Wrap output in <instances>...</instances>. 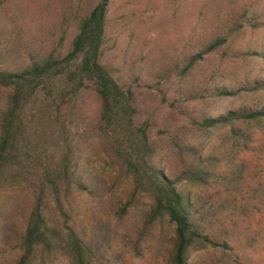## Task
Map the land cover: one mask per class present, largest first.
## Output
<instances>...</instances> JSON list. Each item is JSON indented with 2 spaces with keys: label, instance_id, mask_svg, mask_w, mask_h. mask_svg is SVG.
Segmentation results:
<instances>
[{
  "label": "trees",
  "instance_id": "16d2710c",
  "mask_svg": "<svg viewBox=\"0 0 264 264\" xmlns=\"http://www.w3.org/2000/svg\"><path fill=\"white\" fill-rule=\"evenodd\" d=\"M109 2L98 0L79 20L64 55L33 58L19 70L0 68V88L6 92L0 109V203L3 189L14 183L24 184L32 199L23 230L4 227L5 236L16 235L15 264H51L57 256L70 264H100L99 238L105 235L95 222L82 226L70 195L76 191L106 204L109 184L122 179L129 184L126 200L107 204L109 213L122 219L146 198L140 209L145 223L166 221L172 227L171 264H195L194 254L206 256L207 264H245L260 235L253 223L264 226L259 163L264 160V105L191 118L189 134L178 129L154 135L150 120H137L132 89L101 62ZM226 43V37L214 38L183 70ZM89 89L101 105L89 130L113 177L92 175L81 166L78 104ZM263 90L264 81H255L236 91L216 88L215 95ZM215 138L221 143L208 149ZM162 143L182 158L175 177L161 167Z\"/></svg>",
  "mask_w": 264,
  "mask_h": 264
},
{
  "label": "rangeland",
  "instance_id": "374dc122",
  "mask_svg": "<svg viewBox=\"0 0 264 264\" xmlns=\"http://www.w3.org/2000/svg\"><path fill=\"white\" fill-rule=\"evenodd\" d=\"M97 2L0 0V68L19 70L33 58L49 53L64 55L79 20ZM219 36L226 37L227 43L183 70L188 60ZM102 49L103 66L120 84L132 89L137 120H150L156 136L163 130L178 129L189 134L191 118L264 105V90L228 98L215 95L216 88L236 91L264 81V58L258 56L264 53V0H110ZM5 97L0 88V109ZM78 108L83 122L79 131L81 166L92 175L113 177L98 140L89 130L101 109L92 89L82 94ZM199 139L193 138V142ZM220 143L215 138L207 148ZM161 146V167L175 177L182 158L163 143ZM259 163L264 168V160ZM128 192L129 184L123 179L109 184L106 204L71 192L82 226L95 222L105 235L99 238V263L171 264L172 227L166 221L161 225L145 223L140 209L148 204L146 198H140L122 219L109 213L107 204L125 202ZM31 200L24 184H7L2 191L0 264H15L16 235L10 232L5 236L4 227L21 232ZM253 224L260 235L245 264H264V226ZM192 258L195 264H207L203 254ZM51 264L70 262L57 256Z\"/></svg>",
  "mask_w": 264,
  "mask_h": 264
}]
</instances>
